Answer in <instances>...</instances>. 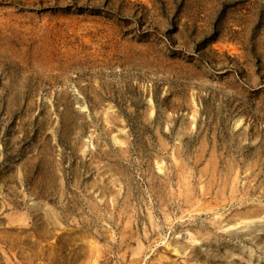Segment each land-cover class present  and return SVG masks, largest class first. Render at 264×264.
<instances>
[{
    "label": "rangeland",
    "instance_id": "1",
    "mask_svg": "<svg viewBox=\"0 0 264 264\" xmlns=\"http://www.w3.org/2000/svg\"><path fill=\"white\" fill-rule=\"evenodd\" d=\"M243 203L264 211V0H0V264H93V243L96 264H264L212 225ZM191 228L238 255L173 252Z\"/></svg>",
    "mask_w": 264,
    "mask_h": 264
},
{
    "label": "bare ground",
    "instance_id": "2",
    "mask_svg": "<svg viewBox=\"0 0 264 264\" xmlns=\"http://www.w3.org/2000/svg\"><path fill=\"white\" fill-rule=\"evenodd\" d=\"M238 126H240V121L237 122L236 128ZM163 169H164L163 167H160L159 171H163ZM165 169H164V172H165ZM186 182H189V180L188 181L186 180ZM191 190L192 189H188L189 192ZM248 201H249V199H248ZM186 202L188 203L189 200H186ZM114 205H115V203H114ZM203 207H204V205L200 204V208H201L200 211H199V209H196V210H192V212H189V213H194V212L200 213L201 210L203 209ZM241 207H242V209L237 210L231 216H229L228 218H224V219H222L223 216L220 214L222 212H221V210H219V207H217L215 209L211 208L210 211H214L213 215L218 216V217H215V220H218V221H216V222L213 221L212 225L217 229V231L220 229L223 230V233H225V234H229L230 232L235 234L237 231L239 232V231L246 229L250 233H248V234L244 233V235H237L236 234L234 236H230V238L232 239L231 241H235V243L242 244V241H243L242 236H245V238H246V236H251L252 237V239L250 238L251 242H253L256 245V248L263 250L264 249V211H262L260 209V207H258V206H247V205H245V203H243V205ZM31 209H35L36 211L41 210L39 207H36L34 205L32 206ZM95 209H96V207L93 208V210H95ZM205 213H207V211H205ZM222 214H224V213H222ZM170 218H168V220L170 221V225H172L174 222V219H170ZM25 219H27V217ZM151 221H152V218H151ZM127 223L128 224H126V225H130V221ZM223 223H226L225 226L222 225ZM153 225H154V227L157 226L155 224V222H153ZM253 226H255V227L257 226L258 229L253 231L252 230ZM128 227L129 226H126V228H128ZM187 231L190 234L189 242H190L191 246L182 245L180 241H177L176 242L177 245L173 248V252H175L177 254H183V253L186 254L187 253L186 251L189 249V247L195 248L201 242L208 241L209 248H207L206 251H207V255L210 258L219 259V260L223 259V260L228 261L231 258H233L235 255H238L236 253V249H235L234 245H228L230 242H227V244L223 243V241L219 237V234H217V238H214V234L212 232H207V231L205 232L204 228H200V229L199 228H195V229L191 228V229H187ZM111 235L113 236V235H115V233L113 234V232H112ZM127 240L128 239H125V238L123 240H120L121 245L126 244ZM139 245L142 247V243H140ZM223 245H224V249L221 248ZM172 246H173L172 243H169V244H168V242L166 243L167 248H170ZM215 246L217 247V250H215V248H214ZM245 249H246V246H243L241 248V251L239 250V252L243 253L245 251ZM88 251H89V254L87 256H89V258L93 261L92 263L93 264L98 263L97 260L99 259L100 249L96 245H94V243H93V244H91V247ZM246 253L249 254V257L251 256V258H252L253 256L255 257V253H258V252H256L255 250H250L247 252L245 251L244 254H246ZM157 260H158L157 262H159V264H163L164 263L163 261L167 260V258L165 256H159V258Z\"/></svg>",
    "mask_w": 264,
    "mask_h": 264
}]
</instances>
